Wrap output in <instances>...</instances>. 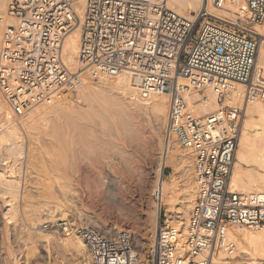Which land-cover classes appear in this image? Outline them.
I'll use <instances>...</instances> for the list:
<instances>
[{"label": "built area", "instance_id": "2783aa9c", "mask_svg": "<svg viewBox=\"0 0 264 264\" xmlns=\"http://www.w3.org/2000/svg\"><path fill=\"white\" fill-rule=\"evenodd\" d=\"M8 0L0 12V94L14 114L75 92L85 78L112 79L127 73L142 97L168 95L164 135L192 157L194 203L179 230L160 222L152 242L135 244L123 227L103 229L70 220L43 228L76 235L86 245L87 264H236L229 227L264 230V192L230 185L244 115L243 104L264 102V69L255 60L264 22V0H205L180 13L166 0ZM79 23L76 61H65L63 43ZM232 83L244 85L239 105L223 103ZM200 98L188 102L193 94ZM207 93L218 107L197 114ZM237 264H264L244 259Z\"/></svg>", "mask_w": 264, "mask_h": 264}, {"label": "bare ground", "instance_id": "6f19581e", "mask_svg": "<svg viewBox=\"0 0 264 264\" xmlns=\"http://www.w3.org/2000/svg\"><path fill=\"white\" fill-rule=\"evenodd\" d=\"M5 2L6 0H0V8L3 9ZM204 2L205 0H166L167 6H173L177 11L184 13H188L190 10L199 9L204 5ZM83 4V0H75L74 2V8L78 17H81L82 15ZM241 8H244L243 0H236L232 9L239 10ZM255 31L260 35V44L255 64L256 67H262L264 69V22L256 26ZM79 36V23L77 22L67 34L63 43L65 61L69 66H73L76 61ZM83 86V88L80 87L75 91L73 97L81 100L88 106V108L85 107L87 108L86 110L84 108L82 109L84 111L80 110L81 107L80 109H77L78 107L76 106V109L80 111L74 110V105L73 108L71 107L70 102L72 99L70 100L68 94L55 100L53 103L47 104L45 102H39L30 108L32 109L35 106L37 107H35V110L32 112L38 113L45 125H47L49 121L50 126L51 122L50 132L53 138H55V134L58 135V132L62 129V124L60 125L56 119H60L63 123H67L76 122L86 116L91 117L93 115L104 120L108 114H112L117 117L118 124L121 128L128 131L131 137L140 140L144 138V133L146 131L144 125H146L148 119H158V117H161V119L158 120L160 121L165 120L166 118L167 103L169 99L168 95L165 93H150L147 97H142L139 88L131 81L129 74L127 73H121L112 79L99 78L94 83H87V78H85ZM243 92V84L232 83L229 97H226L223 103L229 105L241 104ZM200 97L199 93H195L191 96V98H187V100L188 102H192ZM54 103L60 104L64 109L61 108L59 111L51 109L50 106ZM5 105L4 100H2L0 96V110L3 111V117L0 115V218H2L3 221L0 226V234L3 232L7 234L10 227L21 221L23 217H27L28 214L26 213L27 210L25 207L29 205V198L32 194L31 190H29L27 186L29 185L31 178H33V175L43 170V168L40 167V169L37 166V162L39 161L36 160L37 157L35 156L34 147L32 146L33 143L29 140L27 146L24 148L25 145H23L24 143L21 139L22 137L18 131L19 128L21 130L22 126H19L18 128V124H16L15 120L11 118V115ZM37 105H39V107ZM40 105H42V107ZM218 105L219 104H217L214 100V96L207 93L205 103L196 104L194 109L197 114H206V111ZM43 106H49V108H43ZM103 107L108 109L104 110ZM65 109H69V111ZM243 110L245 118L242 121V128L234 154L230 185L243 191L264 192V104L258 100L248 101L243 104ZM23 113L24 112L21 114ZM21 114L14 115L20 116ZM18 123L21 125H23V123L26 124L25 121H19ZM22 129L24 130V127H22ZM105 135L106 128H101L95 133L94 137L96 140L103 141V144L105 145L107 142L109 143V141L106 142ZM62 138L64 140L56 145L57 147L58 145L60 148L62 147V152L66 154L69 152L67 155L70 157L49 158L47 169L50 179L54 178L57 180L61 177L66 185H70L69 182H66L68 177L69 179L67 180H71L70 183L75 182L77 183L75 185H85L83 188L88 190L87 192L90 194V197H92V195L95 197H100L105 194H111L110 196L116 195L117 193L115 194L113 190L116 187H119L121 183H124L125 180L128 181L129 176L131 179V174L128 173L131 171L130 169V171H126V169H119L115 166V168H103L104 166H100L102 163L100 165L93 163L92 160L94 158H90L92 160L88 159L89 157L81 159L82 155L85 153L80 151L79 145L90 144L89 147L91 149L99 151L101 149V145L94 143L91 137H88L87 134L80 130V127H78L69 137L62 136ZM167 139L168 143L166 144V149L164 150V156L167 153V149L169 148V143L171 141V138ZM106 146H108V144H106ZM44 164L45 162H42V167H44L45 172H47ZM64 174L67 176L65 180ZM138 175H140V173ZM81 185L80 187H82ZM178 186L179 187L174 184V187L169 188L166 185H163L162 180H159V184L155 187V189L158 191V193H156L159 196L160 203L163 200L162 192L166 191V193L171 197L172 203L178 206L175 209L176 215L170 216L169 218L174 217V219H171V222H174L176 227L178 226V246L182 249L185 244L186 234V221L184 222L182 219L187 217V209L191 203V195L186 182ZM60 213L61 211H59V214ZM63 214L65 213H62V215ZM59 216H61V214ZM35 223L36 219L31 218L30 224L33 225ZM240 228L241 227H229L227 229V235L230 240L233 241L234 244L236 243L238 245L236 246L235 244L237 249L236 256L244 257L243 254H248L251 259L256 257L264 259V230H261L263 232L259 230L256 231L255 229H252L254 231H244ZM1 236L0 238L2 239ZM41 237L45 242L51 241L50 235L43 234ZM62 241V248L64 249L66 246V250L69 249L72 253H74L75 257L74 259L73 255H71L72 258H68L66 257L65 250L64 252H61L62 250H57L58 253L60 251L66 257V260L62 258L65 260L63 262L61 261L62 264H87V248L80 237L72 235V237H65ZM61 242L58 244L60 245ZM51 244H53V242ZM63 245L65 246L63 247ZM51 249L54 250V248ZM80 257L81 260H78ZM29 258L30 257L26 256L23 263L32 264L31 260L32 262L33 260L35 262L37 259L44 260V257L41 254L38 256L35 255L33 258L31 257V260ZM238 262L239 261H235L236 264Z\"/></svg>", "mask_w": 264, "mask_h": 264}, {"label": "rangeland", "instance_id": "374dc122", "mask_svg": "<svg viewBox=\"0 0 264 264\" xmlns=\"http://www.w3.org/2000/svg\"><path fill=\"white\" fill-rule=\"evenodd\" d=\"M7 1L8 0H6L5 5ZM168 7L176 10L173 6ZM4 8L5 6L3 9L0 8V11L3 12ZM96 81L97 80L92 78H87V83H94ZM74 93L75 92H72V95L68 93L70 100L72 99L70 102L71 107L73 108L74 105V110L80 109V107V110L83 108L86 110L88 106L81 100L74 98ZM1 99L4 100L2 96ZM261 103L264 104V102ZM4 104H6L5 101ZM37 106L39 107V105ZM40 106L42 107V105ZM5 107L9 111L11 118L18 124V128L19 126L24 127V130L22 127L21 130L20 128L18 129L24 143L23 145H25L24 148L27 146L29 140L33 143L32 146L34 147L35 156L37 157L36 160L39 161L37 162L39 168L41 167L44 170L42 162H45L46 165L44 164V166L46 167L45 169H47L50 157H70L67 155L69 152H67V154L62 152V147L60 148L59 145L57 147L56 144L64 140L62 136L69 137L80 127V130L87 134L88 137H91L94 143L101 145V149L98 148L100 151L91 149L89 147L90 144L79 145L80 151L84 152V155H86L80 156L81 159H84V157L85 159L88 157V159L94 158L90 160H92L93 163H97V165L102 163L103 165L101 164L100 166H104L103 168L115 166L119 169H126V171L131 170V173L128 172L131 174V179L129 176L128 181L125 180L119 187H116L117 189L115 188L116 190L114 189L115 191L113 190L115 194L117 193L116 195L110 196L111 194H105L100 197H95L93 195L90 197V194L87 192L88 190L83 188L85 185L80 184L82 186L80 187V185H75L77 184L75 182L70 183L71 180H67L69 178L65 176V174L64 180L67 177L66 182H69L70 185H66L61 177L57 180L54 178L50 179L48 169L47 172L41 170L42 172L40 171L34 174L27 186L32 193L29 198V205L25 207L27 210L26 213L28 214L27 217H23L21 221L10 227L7 234L5 232H3L4 235L3 233L0 234V236L2 235V239L0 238V264H22L26 256L30 257L29 259L31 260L33 256H38L40 254L43 255L44 260L37 259V262H34V260L32 262L31 260L32 264H62V262L66 260V257L72 258L71 255H73L75 259L74 253L69 249H67V251L65 245H63V247L65 246L64 249L61 246L63 243L62 240L68 236H65L61 232L53 231L52 229L43 228L44 223L65 219L81 223L86 222L85 224L97 225L103 229L123 227L130 232L136 245L139 247L148 246L154 238L155 229L159 222L161 225L165 223L176 226L174 222H171V219H174V217H169L176 215L175 209L178 206L172 203V199L166 191L162 192L163 200L160 203L157 194L158 191L155 189L159 184V180H162L163 185L169 188L174 187V184L177 187L184 182L188 184L189 193L191 195V203L187 209L188 215L195 198L192 181L191 152L181 147L174 138H171L169 148L164 156V150L168 143V139L164 135L166 118L160 121L158 120L161 119V117H158V119H148L146 125H144L146 129L144 138L140 140L131 137L128 131L121 128L118 124L117 117L112 114H108L104 120L93 115L91 117L86 116L76 122L67 123H63L60 119H56L60 125L62 124V129L58 132V135L55 134V138H53L50 132L51 122L50 126L49 121L48 123L46 122L47 125H45L40 115L32 112L35 110L36 106L32 109L29 108L24 112L25 114L23 113L20 116L14 115L13 112L8 109L7 104ZM45 107L49 108V106H43V108ZM50 107L58 111L61 110V108L64 109L63 106L58 103H54ZM215 107L217 108L218 106H214L206 112L208 113L216 109ZM103 109L105 110L108 108L103 107ZM65 110L69 111V109ZM1 112L0 115L3 114V111ZM244 118L245 115H243V119ZM17 121H25L27 126L25 123L21 125ZM101 128H106L105 140L106 142L109 141V143H106L108 146H106V144L104 145L103 141L96 140L94 137L95 133ZM139 173L140 175H138ZM59 211H61V216H59ZM62 213L65 214L62 215ZM31 218L36 219V223L33 225L30 224ZM185 218L182 219L184 222L186 221ZM2 223V218H0V226ZM240 229L244 231H254L247 227H241ZM43 234L50 235L51 241H43L41 237ZM52 242L53 244H51ZM59 242H61L60 245L58 244ZM236 246L238 245L236 244ZM51 248H54V250ZM57 250H62L61 252L65 250L66 257L60 251L58 253ZM243 256L244 257L237 256L234 261L251 259L248 254H243ZM254 259L261 258L256 257ZM78 260H81V257L80 259L78 258Z\"/></svg>", "mask_w": 264, "mask_h": 264}]
</instances>
